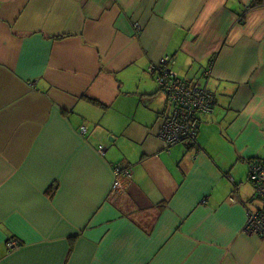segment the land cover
Here are the masks:
<instances>
[{"label": "crops", "instance_id": "1", "mask_svg": "<svg viewBox=\"0 0 264 264\" xmlns=\"http://www.w3.org/2000/svg\"><path fill=\"white\" fill-rule=\"evenodd\" d=\"M167 56L215 95L194 144L158 136ZM254 160L264 0H0V264H264Z\"/></svg>", "mask_w": 264, "mask_h": 264}, {"label": "built area", "instance_id": "2", "mask_svg": "<svg viewBox=\"0 0 264 264\" xmlns=\"http://www.w3.org/2000/svg\"><path fill=\"white\" fill-rule=\"evenodd\" d=\"M171 61L172 58L167 56L148 68L160 90L167 97L158 136L168 148L183 143L194 144L197 141L202 116L212 113L216 106L214 93L200 80L183 78L175 74L170 68ZM211 73L212 65H209L203 74L204 79L207 80ZM81 132L86 133L87 128L81 127ZM99 149L101 153L104 152L103 147ZM114 173L115 189L120 187L122 176L131 177V169H123L121 166H116ZM249 182L255 187L254 201H260L261 206L248 213L245 231L264 240V160L251 162ZM17 245L15 242L8 243L11 249Z\"/></svg>", "mask_w": 264, "mask_h": 264}, {"label": "rangeland", "instance_id": "3", "mask_svg": "<svg viewBox=\"0 0 264 264\" xmlns=\"http://www.w3.org/2000/svg\"><path fill=\"white\" fill-rule=\"evenodd\" d=\"M261 5V4H260ZM195 80H200V79H195ZM201 81V80H200ZM256 202V208H259L261 206V202L260 201H255Z\"/></svg>", "mask_w": 264, "mask_h": 264}, {"label": "trees", "instance_id": "4", "mask_svg": "<svg viewBox=\"0 0 264 264\" xmlns=\"http://www.w3.org/2000/svg\"><path fill=\"white\" fill-rule=\"evenodd\" d=\"M248 179H249V175H248ZM259 237V236H258ZM261 238V237H260Z\"/></svg>", "mask_w": 264, "mask_h": 264}, {"label": "water", "instance_id": "5", "mask_svg": "<svg viewBox=\"0 0 264 264\" xmlns=\"http://www.w3.org/2000/svg\"><path fill=\"white\" fill-rule=\"evenodd\" d=\"M111 140V139H110Z\"/></svg>", "mask_w": 264, "mask_h": 264}]
</instances>
